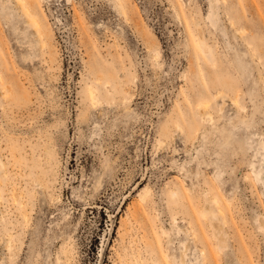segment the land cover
<instances>
[{"label": "rangeland", "instance_id": "1", "mask_svg": "<svg viewBox=\"0 0 264 264\" xmlns=\"http://www.w3.org/2000/svg\"><path fill=\"white\" fill-rule=\"evenodd\" d=\"M36 10L0 0V264H264V0Z\"/></svg>", "mask_w": 264, "mask_h": 264}, {"label": "bare ground", "instance_id": "2", "mask_svg": "<svg viewBox=\"0 0 264 264\" xmlns=\"http://www.w3.org/2000/svg\"><path fill=\"white\" fill-rule=\"evenodd\" d=\"M17 5L20 6L21 10L23 11L24 15L27 17L30 25L35 29L39 37L44 41V44H47L48 35L50 33V29L47 28L46 23L43 20V17L39 16L36 10L37 0H16ZM242 32V31H241ZM204 51H209V46L206 45L205 41L201 38L199 40ZM91 96L93 99H96L93 92H91ZM211 119V116L209 117ZM3 163L0 161V166ZM214 202L217 204L219 203V199L215 198ZM59 264H64L59 262Z\"/></svg>", "mask_w": 264, "mask_h": 264}]
</instances>
